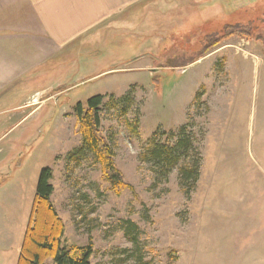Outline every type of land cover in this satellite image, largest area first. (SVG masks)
I'll use <instances>...</instances> for the list:
<instances>
[{
	"label": "rangeland",
	"instance_id": "obj_1",
	"mask_svg": "<svg viewBox=\"0 0 264 264\" xmlns=\"http://www.w3.org/2000/svg\"><path fill=\"white\" fill-rule=\"evenodd\" d=\"M207 4L199 17L194 4L169 11L167 33L148 27L157 18L120 19L70 64L55 105L0 140V209L19 244L10 255L50 167L64 242L91 244L92 264H264V0H214L213 19L202 17ZM96 95L101 133L133 187L120 195L92 154L69 159L83 141L76 108ZM182 129L193 144L176 165L147 156L156 143L174 147ZM198 157L192 184L180 172Z\"/></svg>",
	"mask_w": 264,
	"mask_h": 264
},
{
	"label": "crops",
	"instance_id": "obj_2",
	"mask_svg": "<svg viewBox=\"0 0 264 264\" xmlns=\"http://www.w3.org/2000/svg\"><path fill=\"white\" fill-rule=\"evenodd\" d=\"M180 1L173 9L166 7L170 0H0V129L5 130L0 140L27 122H38L39 111L50 100L55 105L57 96L65 93L70 64L81 59L89 42L98 43L108 30L115 33L120 19H167L169 11L182 13L193 4L199 17L201 1L208 3L205 13L217 9L210 5L214 0ZM205 13L202 17L209 16ZM147 25L154 32L168 31L166 25L161 29V19ZM16 236L14 222L0 209V249L8 256L0 257L2 264H17L18 250L9 254L19 245Z\"/></svg>",
	"mask_w": 264,
	"mask_h": 264
},
{
	"label": "trees",
	"instance_id": "obj_3",
	"mask_svg": "<svg viewBox=\"0 0 264 264\" xmlns=\"http://www.w3.org/2000/svg\"><path fill=\"white\" fill-rule=\"evenodd\" d=\"M205 14L209 16L204 18L219 17L215 11ZM103 101V95H96L88 100L86 110L81 104L77 106L79 131L83 141L80 147L69 153V159L76 160L81 154H92L101 166L104 179L111 184L115 194L120 195L126 189H133V187L124 181L115 163L113 150L107 138L101 133L100 113ZM192 144V138L187 136L182 129L174 147L156 143L147 156L156 160L158 164L170 168L176 165L182 153H187L192 148ZM195 159L191 168H182L180 172L182 178L191 180L192 184L196 183L200 176L201 158ZM52 179L53 170L50 167L42 169L17 264H47L49 259H52L54 264H92L94 249L91 244L78 245L64 242L66 228L52 202V195L55 191ZM133 227L135 225L129 222L130 232Z\"/></svg>",
	"mask_w": 264,
	"mask_h": 264
}]
</instances>
